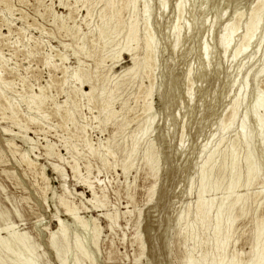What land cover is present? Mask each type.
<instances>
[{
    "label": "rangeland",
    "instance_id": "rangeland-1",
    "mask_svg": "<svg viewBox=\"0 0 264 264\" xmlns=\"http://www.w3.org/2000/svg\"><path fill=\"white\" fill-rule=\"evenodd\" d=\"M81 1L0 0V76L10 82L3 92L8 101L0 96V264H20L13 253L19 251L21 259L30 258L36 264H212L187 261L195 240H190L185 226L188 219L190 223L194 219L200 167L221 140L217 163L222 151L234 146L242 181L247 177V156L252 157L256 172L250 185L235 189L245 196L235 213L241 214L243 206L248 213L237 219L228 252V260L236 249L239 264H249L254 222L264 217V40H260L264 27L236 59L231 51L221 50L218 37L231 18L240 12L247 15L257 0H188L185 17L194 28L175 55L173 37L167 31L175 20L176 0H169L165 13L147 19L157 46L150 78L142 68L126 74L131 57L114 55L132 13L123 12L122 35L104 43L96 33L104 3ZM158 3L151 0L148 8L157 10ZM215 19L219 21L214 24ZM262 19L264 23V15ZM204 43L209 44V61L200 52ZM141 45L136 50L140 60ZM77 69L89 79L83 85L88 91L89 85L97 88L91 101L77 92L79 82L71 79L70 73ZM42 87L48 100L39 111L29 98ZM150 88L153 95L147 100ZM104 89L108 90L101 96ZM112 89L110 99L107 92ZM235 97L240 99V108L224 133L222 125L228 121ZM108 99L111 109L105 110ZM148 102L153 109L146 114ZM66 109H71L74 121L66 118ZM109 110L114 113L111 120ZM262 114L263 120L259 119ZM149 118L153 123L143 137L139 132ZM258 120L263 121V128ZM135 135L140 144L131 154ZM48 144L52 154L46 150ZM205 144L208 148L203 150ZM149 147L154 149L152 165L144 158ZM74 164L80 177L72 170ZM85 179L97 192L94 205ZM216 179L220 189L208 190L204 197L218 202L227 194L229 178ZM63 201L76 206L87 223L65 214ZM98 202L101 205L95 207ZM106 215L115 220L112 226ZM58 218L64 222L67 237L60 234ZM207 233L198 228L200 240L212 236ZM12 235L23 238L25 246ZM77 240L88 257L80 255ZM210 243L193 251L195 258Z\"/></svg>",
    "mask_w": 264,
    "mask_h": 264
},
{
    "label": "bare ground",
    "instance_id": "bare-ground-1",
    "mask_svg": "<svg viewBox=\"0 0 264 264\" xmlns=\"http://www.w3.org/2000/svg\"><path fill=\"white\" fill-rule=\"evenodd\" d=\"M85 1H87V0H85ZM99 1H102L104 3V5H103L104 6V8H103L104 10L101 9L102 10L101 14H100L101 17H99V18H100V20H102V22H101L102 24L98 27V29H97L98 32H96V33H99V38L103 42L106 39H117L118 36H120V34L123 31V29L119 28L120 24L122 22L123 12H125V10H128V13L129 12L132 13V15H131V17L129 19V22L127 23V25L124 26V28L126 29V32L124 34V40L122 39L123 43H117V45H121V46L117 50V52L115 51L116 53L114 55L116 56V54H118L117 55V59L120 58V56L123 55V54L128 55V56L131 57L132 65L127 70L124 71L126 74L135 72V69H141L142 68L144 73L146 72V74H147L146 77L150 78L151 74L153 73L151 71V69L153 67V64L155 63L154 54L156 52L157 46L155 44L156 43L155 42V33L152 30V28L150 26V23L148 22V20H149L148 18L152 17L153 15H155V17H156L157 13H160L161 15L163 13H165V11L168 8L169 0H158L159 3H158L157 10L156 9H152V8H151L152 9L151 10V9L148 8L149 7L148 6L149 2H150V7H152L151 6V0H99ZM187 1L188 0H176L175 7H174V11L176 13L175 20H174V22L172 20L173 23H172L171 26H169V30L167 31V35L170 36V37L171 36L173 37L172 40H171V48H172V51L174 52V55L177 52V50L179 51V46L183 42L184 38L187 36L188 33H191V29L194 28L193 25L191 24V22L185 17V13L187 11V9H186L187 8V6H186ZM79 2L81 3L82 1L79 0ZM140 3H142V5ZM139 4L141 5L142 9L141 8L139 9ZM66 6L69 7L68 4ZM263 13H264V0H257L256 5H254V7L251 8L250 12L247 15L244 14L243 12L242 13L240 12V14H238L236 16L234 15L235 17L232 16L233 18H231L230 20L228 19L229 22L224 26L223 30L221 31V33H220V35L218 37V43H219V45L221 47V50L224 53H228V51H231V53L233 55V58H235V59L238 56H241V54H243L244 52H246L247 48L251 44V41L255 37L260 36V33L262 32L260 30H261L262 27H264V23L262 22L263 21L262 17L264 15ZM90 15H91V12L88 11L87 16H90ZM245 15H246V19L244 20ZM159 17H160V15H159ZM216 18H218V17H216ZM218 21H219L218 19H215L214 24H215V22H218ZM141 22H142V25H141ZM214 24H212V26ZM212 26H210V28ZM186 38H188V37H186ZM260 40L261 41L264 40V32H263V34H261ZM106 41H108V40H106ZM140 44H142L141 46H142V50H143V58L141 60L137 56V51H138L137 49L139 48ZM208 45H209L208 43H204L203 46L200 49L202 58L205 61H209L208 58L210 56V49H209ZM88 51H89V49H88ZM83 54H85V53H83ZM60 57H61V60H63V61L66 59V57L63 56V55H60ZM191 72L192 71L190 69L189 72H188V77L191 76V74H192ZM70 74H71V79L73 78L74 81H76V83L79 82V86L80 87L77 89V92L78 91L82 92L83 96L87 97L89 99V101H91V99H92L93 95L95 94V91H96L97 88L94 85H89L90 89L88 91L87 88L83 86L86 82H89L88 81L89 79L85 80L86 79V75L81 72V69L80 70L77 69V70L73 71ZM246 80H247V77H246ZM233 83H234V81H233ZM9 85H10V82L5 81V79L2 76H0V92H1L0 96H2V98L4 97L5 100H7V101H8V98L4 94L5 93L4 92L5 91L4 88L5 87H9ZM107 90H105V89L102 90L101 96L103 94H105ZM107 93H108V96L111 99L113 97L114 90L113 91H109ZM239 94H241V93H239ZM151 95H153V94H152V89L150 88L144 98L148 100V98ZM260 95H262V94H260ZM47 98H48V96L43 93V87H42L40 89L39 93H37V94L35 93V94L31 95V97L29 98V103H31V104L34 103L36 105L37 109L40 111V109L43 107L45 102L48 100ZM240 98H241V95H240ZM259 98H261V97H259ZM110 99H108L106 101V104H104L105 105V110L107 108H109L111 106V104H112V101ZM239 100H240L239 97L238 98L235 97V100L232 101L231 114H230V116L228 118V121H227V123L225 122L224 125H222L223 127L221 126L222 127V131L224 133L228 132L230 130V128H231L232 123H234L233 121L235 120V118H236V116L238 114V111H239V108H240L239 105L241 104V103H239ZM189 102H191V101L189 100ZM152 105L153 104L151 102H148L146 107H145V109L143 111H145L146 114L151 112V110L153 109ZM75 106H77V105H75ZM262 106H264V105H262ZM255 107L253 106V108H255ZM257 108H259V106H257L256 109ZM13 109L14 108H12L11 112H13V114H14L15 111ZM109 109H111V108H109ZM262 109H264V108H262ZM57 110L58 111L60 110L59 107L57 108ZM66 111H67V114H65L66 118L68 120H71V121L73 120L74 121L73 113H71L72 112L71 109L70 110L66 109ZM258 111L260 112V110H258ZM256 113H257V111H256ZM263 114L261 115V117L259 119L262 118ZM113 115H114V113L109 110L108 119L111 120L113 118L112 117ZM257 116H258V113H257ZM110 117H112V118H110ZM247 118H249V117H247ZM12 119H16V117L12 118ZM32 120L34 121L35 118L34 119L32 118ZM244 120H246V118ZM262 120H263V118H262ZM152 123H153V118L152 119L149 118L147 120V122L145 123V126L139 132L141 134V136H143V137H144V135L146 136V133H148L147 131H149V129L151 128ZM244 123L245 122H243V124ZM185 124H186V120L184 119L181 122V128H182V132H181V136H180L181 137V139H180L181 141H183V139L185 137ZM262 124H263V121L262 122L259 121L258 125L260 126V128H263ZM244 127H245V125H244ZM83 130H85V129L83 128ZM244 133H246L245 130H244ZM244 133L242 132V134H244ZM242 134H240V135H242ZM136 136L137 135H135L134 138H133V144H132V147H131L132 148L131 149V154H132V152H134V150L136 149L137 144L139 143L138 142V139H139L138 136L139 135L137 136L138 139L136 138ZM244 136H245V134H244ZM241 140H242V138H241ZM263 141H264V139H263ZM222 142H223V140H221L220 143H218L216 145V147H214L213 149H211L209 151V153L207 155V158L205 159V161L202 163V165L200 167V174H199V177H198L199 191H198V195H197L198 199H197L196 207H195V211H194V219H193V222L190 223L189 219L187 218L188 222H187V225L185 226V232H186V234L189 237H191L190 240H195L194 248L191 251H189V253L186 256L187 261L190 262V263L191 262L198 263V262L202 261V262H206V263L210 262L212 264H239V260H237L238 259V255H237L238 253H237L236 249L232 252L230 260H228V258H229L228 252L230 251V248H231L230 247L231 246L230 245L231 239L233 238V235L235 233V229L237 228V219L241 218L244 215H247L248 212H245L244 206H243L242 208H240V210L242 211L241 214L237 215L235 213L236 206L245 200V196H243L242 194L236 193L235 189L237 187H239L240 185H245V186L250 185L251 182L253 181V178H254V175H255L256 172H255V168L253 166V163L249 160V158H252V157L247 156V159H248V162L246 163L247 177H246L245 181H242V178H243L242 177V173L240 174V172L237 171V170L241 169L239 167V166H241L240 165L241 163H240L239 155L237 154V151H236V147H234V146H232L231 149L223 150L222 151V156H221V161H220V163H217V161L215 160V157L219 153L218 147H219V145ZM91 145L92 144H90L89 149L92 150L93 148H92ZM46 147H47L46 150L50 153L51 150H52L51 145L48 144ZM206 147H207V144L204 145L203 150L206 149ZM153 150H152V147H149L146 150L145 154H144V156H145L144 158L147 159L148 164H150V165H152L151 161H152V158H153ZM47 151H46V153H47ZM51 154H52V152H51ZM220 155H221V153H220ZM227 161H230V163H227ZM33 164H32V167H33ZM72 170L74 171L75 176H79L80 169H78L76 164L72 165ZM124 170H126V168ZM222 177H224V179L229 178V183H228V186H227V189H226L227 190V192H226L227 194L225 193L226 195L224 194L225 196H223V198L221 197V200L218 201V202H215V199H212V198L207 200L204 197L205 196L204 194H206L205 192H207L208 190H213L214 192H217L220 188H219V185H218V181H216L217 180L216 178L219 179V178H222ZM96 182L99 184L101 181H100V179L97 178ZM84 183L87 186V188H89V191L93 195L92 199H89V201L91 203H93V205H94L95 201H93V199H96L98 196H96L97 192L93 188V183L90 182L89 180H86V179H85ZM241 183H244V184H241ZM233 193H236V195L232 197ZM99 202L101 203V201H99ZM99 202H98V205H95V207H99V205L102 204V203L99 204ZM62 206H64V208H65V214L71 216L73 219H75V221L78 220L83 225H85L87 223V222L85 223L83 218L79 215L78 209L75 208L76 206L75 207L72 206V204L70 202H68V201H63L62 202ZM190 212H191V208L189 207L188 210H187V217L189 216ZM182 215H179V220H181L185 214L183 216ZM106 216H108L111 219V226H112L115 223V220L110 215H106ZM57 222H59L58 223L59 224L58 227H59L60 234L63 237H65L66 236V228L64 226L63 220L61 218H58ZM254 224H255V228H254V231H253L254 232V234H253L254 235V239H253V243H252V246H251V249H250L251 259L249 260L248 263L249 264H264V217L259 218V219H255ZM199 227L202 228L203 234H206L207 232H210V233H212V236H210V237L208 236L209 238H207L206 240L205 239L200 240L198 238L199 237V234H198V228ZM207 234H209V233H207ZM95 235H96V239H97V237L99 236L98 233L95 234ZM52 238L53 239L55 238V234H52ZM196 238H197V240H196ZM12 239L15 240V241H18L19 243H22L23 246H25V241L20 236L12 235ZM96 239H95V243H96ZM65 240H66V238H65ZM209 242H211L210 245H209L210 246L209 249L206 250L205 252H203L200 258H195L193 251H195V250L197 251V248H200V249H201V247L203 248V245H206ZM76 243H77V247L79 248V250L81 252L80 255L81 254L87 255L85 248L83 249L84 246L80 245L81 244L80 241L77 240ZM197 243H198V245H196ZM4 245H5V247L7 249H11L8 242H4ZM13 253L16 256V260L18 262H20V264H36L30 258L21 259V257H20L21 256V252L20 251L19 252H13ZM87 257H88V255H87ZM63 262H65V261H63ZM75 264H77V263H75Z\"/></svg>",
    "mask_w": 264,
    "mask_h": 264
}]
</instances>
